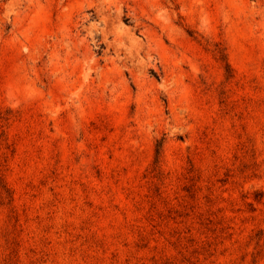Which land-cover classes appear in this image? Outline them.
Wrapping results in <instances>:
<instances>
[{
    "label": "rangeland",
    "instance_id": "1",
    "mask_svg": "<svg viewBox=\"0 0 264 264\" xmlns=\"http://www.w3.org/2000/svg\"><path fill=\"white\" fill-rule=\"evenodd\" d=\"M0 264H264V0H0Z\"/></svg>",
    "mask_w": 264,
    "mask_h": 264
}]
</instances>
